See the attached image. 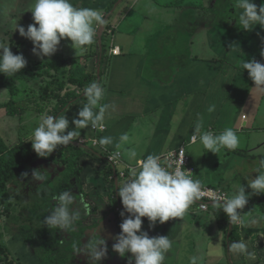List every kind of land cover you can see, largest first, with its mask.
Returning <instances> with one entry per match:
<instances>
[{
	"label": "crops",
	"instance_id": "obj_1",
	"mask_svg": "<svg viewBox=\"0 0 264 264\" xmlns=\"http://www.w3.org/2000/svg\"><path fill=\"white\" fill-rule=\"evenodd\" d=\"M192 1L72 0L76 7L101 11L106 21L100 41L96 36L88 51L94 52V58L90 57L93 62L97 58L99 60L100 69L95 72L96 82L106 89L103 101L108 105L105 126L103 130L94 132L89 125L80 129L78 137L85 139L84 148L88 150L90 144L88 146L86 140H92L95 136L97 140L104 136L113 138L112 145L106 148L98 145V149H94L96 152L86 156L90 160H85L83 164L85 174L82 184L96 212L111 214L115 208L116 212L112 215L116 218L123 205L117 207L113 199H120L117 187L130 178L129 167L134 168L150 154L161 156L167 150L182 145L196 169L195 179H200L203 185L213 186L205 178L214 179V183H218L214 187L225 190L229 197L240 184L245 186L247 192H251L247 187V179L258 175L253 169L258 166L259 159L264 158V92L255 86L241 64L243 60L249 59L264 63V28L257 24L247 30L246 37L238 41L244 29L239 27L242 10L233 6L234 1L226 2L228 6L221 8L216 7L218 0H205L210 7L207 15L202 11L206 3L194 12ZM253 2L259 6L264 0ZM177 4L185 7L178 9ZM182 25L190 28L185 32L187 38L184 43L179 40L182 37ZM105 42L107 50L104 49ZM231 43L238 44L241 52H230L228 45ZM114 47L119 50L116 54L110 52ZM65 51L61 40L54 54L38 56V60L49 61L69 56ZM3 97L7 99L9 96ZM84 103L85 96L70 103L60 114H65L69 119V130L74 127L71 121ZM211 104L215 105V111L209 113L207 108ZM6 115L5 108H0V118L4 120ZM198 119L203 122L201 134L204 131L220 134L226 127H233L239 136V147L235 151L221 148L216 153L217 162L212 159L214 166H219L223 161L220 171L213 177L208 169L211 162L207 161L212 152L205 149L201 159L190 154L189 146L199 141H190V137L196 134ZM122 135H127L128 139L121 140ZM130 150L136 152L135 159H129ZM114 151H120L119 165L122 166L121 170H127L125 176H119L116 181L111 179L113 183H110L101 175L104 161L98 154L104 155L105 159L107 152ZM192 152L195 153V150ZM262 201L264 194H253L244 209L239 210L245 221L243 226L233 224L229 227V222L223 225L225 213L215 205H209L204 211L195 205L189 208L185 217L170 218L152 227H149L148 219L142 217V230L150 237L167 235L175 241V236L187 234V250H183L178 259V243L177 250L169 252L170 256L166 258L170 260L169 264H190V258L194 255L201 258L199 264H217L222 261L223 264H264ZM232 228L233 236L227 240L226 232ZM241 236L248 240L249 250L254 252L252 258L230 251L231 242L239 240ZM114 243L110 242L111 246H107V253L112 251L116 260L118 253L111 248ZM131 255L126 253L125 257H120L122 261L117 260L115 264H129L128 257Z\"/></svg>",
	"mask_w": 264,
	"mask_h": 264
},
{
	"label": "clouds",
	"instance_id": "obj_2",
	"mask_svg": "<svg viewBox=\"0 0 264 264\" xmlns=\"http://www.w3.org/2000/svg\"><path fill=\"white\" fill-rule=\"evenodd\" d=\"M27 4L28 7L24 10L31 12L33 23L25 29L16 23L17 20H13L9 30H16L19 35L29 39L33 44L32 52L37 56H51L64 38L72 42L74 49L92 45L98 29L106 22L101 11L76 7L72 0H28ZM233 6L242 10L239 15L240 28L251 30L257 24L264 28V3L258 6L253 0H234ZM4 41L5 38L0 35V73L13 76L26 66L27 61L23 54H13L9 44ZM228 48L233 53L241 52L239 45L235 43L229 44ZM241 67L248 71V76L255 86L264 92V63L254 59L243 60ZM82 94L86 97V103L72 119L74 127L70 130L69 119L65 114L59 116L42 114L39 125L29 139L37 156L47 157L57 149V146L69 145L80 136V129L89 125L91 129H104L105 112L108 108V105L103 103L106 89L99 82L93 81L84 88ZM207 111L209 113L215 111V105H209ZM202 127L203 122L198 119L193 142L199 139L207 151L216 154L221 148L235 151L239 147V136L233 127H226L220 134L211 131H204L201 134ZM127 139V135L121 136V140ZM95 143L101 148H106L113 144V138L100 137ZM136 155L134 150L128 153L129 159H135ZM160 159L157 155H148L140 161L139 169H131L130 178L117 187L123 205L120 215L124 218L119 225L121 231L115 237L116 242L112 249L120 257L131 253L132 255L128 257L129 264L133 261L134 264H166V254L172 252L174 248L175 242L169 236L150 237L142 230V217L148 219L149 227L156 223L163 224L170 218H183L189 208L203 195V182L200 179H193L191 171L184 168L182 159L179 163L167 164H161ZM253 171L258 175L247 179V187L251 192H247L245 186L240 184L232 196L221 195L212 199V204L227 215L232 225L243 226L245 221L239 210L245 207L251 195L264 194V158L259 159L258 166ZM33 176L41 181L44 179L40 172H33ZM52 199L56 204L44 218L43 223L53 230L63 229L67 232L76 230V222L81 219L77 205L82 203L85 197L80 196L75 209L73 205L77 199L70 190L61 192ZM83 207L88 209L87 204H83ZM125 212L128 213L127 216ZM229 247L230 251L238 255L248 258L254 256V252L249 250L248 240L243 236L231 242ZM74 251H86L89 264H98L107 254V244L104 239L93 235L83 248L74 246ZM200 259L194 255L190 258V264H199Z\"/></svg>",
	"mask_w": 264,
	"mask_h": 264
},
{
	"label": "rangeland",
	"instance_id": "obj_3",
	"mask_svg": "<svg viewBox=\"0 0 264 264\" xmlns=\"http://www.w3.org/2000/svg\"><path fill=\"white\" fill-rule=\"evenodd\" d=\"M1 1L4 5L0 7V28L6 31V34H7L5 35V32L3 33L2 31H0V35H2L5 38L4 42L9 44V48L13 52V54H17V53L23 54V56L25 57L27 61V64H29V62H32L33 60H38L39 59L38 56L33 54L32 52V48H33L32 42L29 41V39L19 35L18 31L9 30V28L11 27V22L13 20H17L16 23L18 25L25 27V29H27V26L29 24L33 23L31 12L24 10V8L28 7V4H27L28 0H1ZM228 1L231 2L234 0H218L216 7L218 6L221 8H225L228 6L227 4L225 5V3ZM192 2L194 3L193 4L194 12L200 10L197 7H200L201 4L206 3L205 0H193ZM184 7L185 6H182L181 4L176 5V8L178 9H183ZM204 7L205 8H202L203 13L205 15L209 14L210 7L207 6V3H206V6ZM229 15L230 13H228V16ZM180 29H183V31H182V37H180L179 40L181 41V43H184L183 41H185L187 38L185 32L189 30L190 28L187 25H182ZM176 31L177 30H175L174 32ZM247 33H248L247 30H243L240 33V39H238V41H241L244 37H246ZM9 36H11L12 38H10ZM18 41H21V44L20 46H18L20 43L19 42L18 45L15 47L14 46L15 43H17ZM62 42H63L64 50L68 51V52L65 51V53L69 55L70 57H73L74 54L79 53L78 56L77 55L76 56L79 57V61L82 64L87 63L90 57L94 56V52L93 53L88 52L90 51V45L86 46L83 49H80V48L74 49L72 47V42L68 38L62 39ZM97 45L98 43L96 44V46ZM86 48H88L89 50H86ZM104 49L107 50L106 42L104 43ZM68 71H69V68L68 69L63 68L62 72L56 73L54 75L55 80H62L63 78H67L66 75ZM78 72L80 71L79 70L76 71V73ZM29 76H30V72H28L27 75H24L23 78L19 79L17 82L19 89H18V93L16 96L17 102L15 106L16 107L19 106V110L22 108V105L25 106L24 113L22 114L15 113L12 116L6 115L7 117L4 120L0 118V135L8 144H10L11 142H12L11 144L21 142L29 146L28 148L30 152H35L32 148V145L28 144V142L31 143L29 139L32 137L33 129H35V125L37 124L38 120H40L43 112L48 115L53 116V110H54L55 104L57 103V99L52 97V95H50V99H45V97H43L42 88H44L47 84L49 88L52 87V85L50 84L51 81H49L51 80L50 78L48 77L30 78ZM66 84L67 85L64 87L63 90L60 91L59 94L62 95L69 91H74L77 94L79 92L82 93L81 91L82 88L76 86V84H74L73 82H70V80ZM53 89L56 90V86H53ZM51 94H52V91H51ZM4 95L9 96L7 89L0 90V101L1 102L9 100V97L5 99L3 97ZM96 138L97 136H95V139ZM77 139L72 141L71 143L73 145H77L78 143ZM87 143L90 144V146L88 145L90 147V149L88 150L89 152L88 155H91L90 152L94 150L96 147H97L96 149H98V145L95 144L92 140H88ZM189 149H190L191 156L196 155V156H199L200 159L205 154V149L200 141H197L195 144L190 145ZM193 150H195V153L192 152ZM51 154H53V152ZM86 156L87 155L85 156L83 155L77 160L74 157H71V158H68V162L66 163L58 162L57 164L53 163L50 159H40L39 158L35 163L32 164L33 170L30 171L29 177L32 179L34 177L33 172H40L43 174L44 179H47V182L51 183V182L58 181L60 178L63 177L64 174L69 173V171H72L73 169L81 168L82 171H80L79 179L74 180V185L76 186V188L72 192L73 194L77 193L76 196L80 198L81 195H84L86 193V190H80V187H81L80 182L82 181L84 177L83 175L85 174V169H83V164H85L84 163L85 160H90L89 157H86ZM209 156L210 157L207 158V161L210 160L211 164L210 166H208L209 167L208 169H209L211 177H213L216 173L220 171L223 161L220 163L219 166L217 165L214 166L215 163L217 162V155L215 153H209ZM212 159L215 160V163L212 161ZM234 160L236 161V159ZM233 164L234 162H232L231 166H233ZM103 167L105 170V169L112 168V165L109 162L108 164L104 162ZM121 168H122L121 165L116 166L117 171L121 170ZM205 181L212 183L213 186H216L218 184V183H214L215 182L214 179L211 180L209 178L208 179L205 178ZM23 182H26V180L24 179ZM30 182L31 183L28 184L24 188H16L15 186L10 185L11 194L13 196L14 195L21 196L20 199L16 198L14 202L19 200L20 201L19 204H24L26 203V200H29V199L31 200V202L34 200L37 201V197L39 196V195H36L38 194L37 189L43 184V182L41 180H38V181L34 180V182L30 180ZM45 187L49 189L48 191H46V193H48L50 191L49 185H45ZM82 187H83V184H82ZM14 188H16L17 190L13 191ZM88 201H89V206L91 205L90 213L86 214V216L84 217L81 216V220H82L83 225H88L89 223L92 222L93 227L90 230H88L84 236H82L83 245L81 246V248L84 247V245L91 239L93 235H97V234L99 235L100 238L104 239L107 246L110 247L111 246L110 242H116L114 239L117 236V234L121 231L119 225H117L118 223L115 222L116 218L113 217L112 215L116 212V210L114 209L115 212L111 214L110 213L108 214L106 212L102 213L101 211L96 212V209L95 210L92 209L93 208L92 201H90V199H88ZM17 208H19V206L13 205L9 211L10 215H7L6 212L5 213L3 212L4 207L0 203V245L5 246L6 251H7L4 253L0 252L1 261L3 264H40L39 259L36 257V254H38V251H40V248L38 247V245H35L33 243H30L29 245L28 243H25L21 235L18 233V231L13 230L14 229L13 218L15 217V215H17V210H16ZM73 208L75 209L76 207L74 206ZM40 209H43V207H41ZM46 216L47 214H45L44 217L41 218V221H39L40 223L39 225L36 222H34L33 224L28 223L29 227H31L30 229L33 230L34 232L36 228L40 226L44 227V225L46 224L43 223V220ZM28 217L29 215L26 214L24 216L25 220H27ZM147 222L148 221L146 220L145 221L146 225L148 224ZM227 222H229V220H228V217L226 216V221L223 222V225H226ZM181 235L182 236H175L177 237L176 241L175 239H173L175 242L173 251L174 249L177 250V246L179 243L178 251L180 252V254H178V259L181 256V252L183 250L184 252L185 250H187L185 247L187 244L186 242L187 234H181ZM54 247L59 248V247H56V245ZM43 254L45 255V252ZM169 256L170 254L167 255V257ZM53 258H55V256L52 255L51 259ZM67 259H68V264H89V259H88L86 251H78L75 253H70L69 258ZM117 260L122 261L119 255L117 259L114 260V255H113V252L111 251L110 254L107 253L106 256L102 258L101 261L98 262V264H115V261ZM169 261H170L169 259L166 260V264H169L168 263ZM180 261L178 263H180ZM222 262L221 263L219 262L217 264H223ZM2 263L0 262V264ZM116 264H123V262H117ZM226 264H229V263H226Z\"/></svg>",
	"mask_w": 264,
	"mask_h": 264
},
{
	"label": "trees",
	"instance_id": "obj_4",
	"mask_svg": "<svg viewBox=\"0 0 264 264\" xmlns=\"http://www.w3.org/2000/svg\"><path fill=\"white\" fill-rule=\"evenodd\" d=\"M92 57L94 58V56ZM92 60L93 59H90L87 63L82 64L79 61V57H77L76 55L73 57L63 56L49 61L33 60L32 62H29V64H26V66L18 73H16V75L6 76L0 73V90L7 89L9 93V100L4 102L0 101V108H5L6 114L9 116H12L15 113H24L25 106L22 105V108L20 110L19 106H15L17 102L16 96L19 89L17 82L19 79L23 78L24 75H27L28 72H30V78L48 77L51 79L49 81H51L50 84L52 85V87L49 88L47 84L44 88H42V94L45 99H50V95L57 99V103L55 104L53 110V116L60 115L65 111L70 103L81 98L83 99V96H81V94L83 93V90L87 85H89L93 81H97L95 72L96 70L100 69L99 60L98 58L96 62H93ZM95 65H97L99 68L96 69V66V68L94 67L93 69L92 67ZM63 68H69V71L66 75L67 78H63L64 80H55L54 75L56 73L62 72ZM78 70L80 72L76 73V71ZM69 80L70 82L76 84V86L82 88V93L79 92L77 94L74 91H69L62 95L59 94L60 91L63 90L67 85L66 83ZM53 86H56V90L53 89ZM11 143H6V141L0 135V203L4 207L3 212H6L7 215H10L9 211L11 207L13 205L19 206V208L16 209L17 215H15V217L13 218V230L18 231L25 243H28L29 245L30 243L38 245L40 251H38L36 257L39 259L40 264H68L67 258H69V254L78 252L74 251V246L78 245V247L81 248V246L83 245L82 236H84L85 233L93 227L92 222L88 225H83L82 220L80 219L76 222V230H69V232L63 229H49L46 225H44V227L40 226L36 228V230L33 232V230L30 229L31 227H29L28 223L33 224L34 222H36L39 225V221H41V218L44 217L45 214L49 215L51 208L54 207V204H56V201L52 199L53 196L67 190H70L71 192L75 190L76 186L74 185V180L79 179L81 168L69 171V173L64 174L63 177L56 182L48 183L47 179H43V184L37 189L38 194L36 195H39L37 197V201L34 200L31 202V200L29 199L26 200V203L24 204H19V200L14 202L16 198L20 199L21 196H13L11 194L10 185L15 186L16 188H24L31 183L30 180H32L33 182L34 180L38 181L39 179L35 177L31 179L29 177V173L33 170L32 164L35 163L39 158L50 159L55 164H57L58 162L66 163L68 162V158L74 157L77 160L83 155H88V149L84 148L85 143L80 145H73L72 143H70L67 146H57V149L53 151V154H50L47 157H39L35 152H30L28 148L29 146H27V144L25 145L21 142L14 144ZM96 150H92L91 152L94 153L96 152ZM98 156H101L103 161L108 164L107 160L103 158L104 155L99 153ZM111 174L112 168L105 169L103 173H101L106 181H109V176ZM24 179L27 183L23 182ZM109 182L113 183L112 180H110ZM80 184V190H84L82 187V181L80 182ZM45 185H49L50 191L48 193H46V191H48L49 189H47ZM16 188H14L13 191L17 190ZM76 194L77 193H75L74 195L77 199V202L74 203L73 207H76V204L79 203L78 201L80 199L78 196H76ZM85 194L83 195L85 197L84 201L77 205L80 209L82 217L90 213L91 206H89L88 197H86L87 194ZM118 199H113V203H115L117 207L122 205L121 199H119V201ZM83 204H88V209H85L83 207ZM41 207H43V209H40ZM92 209L95 210V207H93ZM122 209L121 211H123ZM121 211L117 212L116 214L118 225H120L124 218L120 215ZM26 214L29 215L27 220H25L24 218ZM224 216L226 218L227 215L224 214ZM226 234V239L230 240L233 236V228L229 229ZM97 236L99 237V235ZM55 245L59 248H55ZM0 252H7L5 246L0 245ZM44 252L45 255L43 254ZM52 255L57 259H51ZM0 262L2 263L1 258Z\"/></svg>",
	"mask_w": 264,
	"mask_h": 264
},
{
	"label": "built area",
	"instance_id": "obj_5",
	"mask_svg": "<svg viewBox=\"0 0 264 264\" xmlns=\"http://www.w3.org/2000/svg\"><path fill=\"white\" fill-rule=\"evenodd\" d=\"M118 51H119L118 47H114L110 50V52L112 54H116V53H118ZM92 130L94 132H97V130H100V129H92ZM194 135H196V134H193L190 137V141H193ZM92 141L95 143V141H97V140L95 138H93ZM83 143H85V139L84 138H78V144H83ZM159 157L161 158L160 159L161 164H167L169 162L179 163V161L182 159L184 168L186 170L191 171L190 174L193 177V179H195L194 174H195L196 169L193 166V164H191L189 156H188L186 149L183 145L179 146L175 149L167 150L166 152H164ZM105 159L107 160V162H109L112 166L115 167L121 163V153H120V151L107 152L105 155ZM140 161L138 162V164L134 168L139 169ZM129 168L133 169L132 167H129ZM126 170H119V171L114 170V172L109 176V179L110 180L111 179H117L119 176H122V177L125 176ZM221 195L229 196L225 190H223L219 187L204 185L202 198L199 201H196L192 206L196 205V208L199 209L200 211L207 210L210 203L213 202L212 199H214L218 196H221Z\"/></svg>",
	"mask_w": 264,
	"mask_h": 264
},
{
	"label": "water",
	"instance_id": "obj_6",
	"mask_svg": "<svg viewBox=\"0 0 264 264\" xmlns=\"http://www.w3.org/2000/svg\"><path fill=\"white\" fill-rule=\"evenodd\" d=\"M4 4L2 3V1L0 0V7H2ZM102 28L103 27H101V28H99L98 29V31H97V34H96V36L99 38V41H100V37H101V35H102ZM0 31H2L3 33L5 32V35H7L6 34V31H4L3 29H1L0 28ZM11 32V31H10ZM10 38H12L11 36H9ZM30 41V40H29ZM13 42V41H12ZM20 42V43H19ZM18 43H19V45H18ZM20 44H21V41H18L17 43H15V47L18 45V46H20ZM114 170L116 171V166L114 167V166H112V173L114 172ZM110 180V179H109ZM115 181H116V179H114ZM213 203V202H212ZM212 203H210V205H213ZM222 203V202H221ZM231 226H233L230 222H229V227H231ZM98 235V234H97Z\"/></svg>",
	"mask_w": 264,
	"mask_h": 264
}]
</instances>
